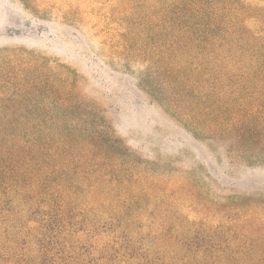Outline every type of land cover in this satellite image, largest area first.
Masks as SVG:
<instances>
[{"label":"trees","instance_id":"obj_1","mask_svg":"<svg viewBox=\"0 0 264 264\" xmlns=\"http://www.w3.org/2000/svg\"><path fill=\"white\" fill-rule=\"evenodd\" d=\"M95 2L145 70L177 72L195 135L264 165V0ZM95 106L0 104V264H264V201L148 200L165 190Z\"/></svg>","mask_w":264,"mask_h":264},{"label":"rangeland","instance_id":"obj_2","mask_svg":"<svg viewBox=\"0 0 264 264\" xmlns=\"http://www.w3.org/2000/svg\"><path fill=\"white\" fill-rule=\"evenodd\" d=\"M96 3L0 0V104L96 105L146 162L152 183L165 190L146 196L162 197L164 207L170 203L195 215L181 192L183 185L195 184L192 194L208 200L236 194L256 205L264 201V165L229 163L222 141L195 135L185 118L191 106L184 108L172 94L177 72L145 70L137 50L141 42L132 47L121 36L123 28L106 21L101 9L91 13Z\"/></svg>","mask_w":264,"mask_h":264}]
</instances>
